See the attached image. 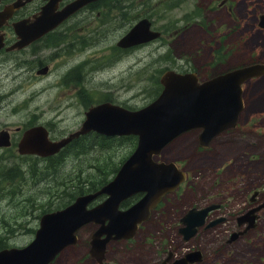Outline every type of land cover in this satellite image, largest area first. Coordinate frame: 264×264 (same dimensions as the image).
<instances>
[{
    "label": "rangeland",
    "instance_id": "rangeland-1",
    "mask_svg": "<svg viewBox=\"0 0 264 264\" xmlns=\"http://www.w3.org/2000/svg\"><path fill=\"white\" fill-rule=\"evenodd\" d=\"M114 5L117 8L111 13L108 9L105 11L107 22L96 21L92 27L91 41L95 43L85 56L56 67L59 59H55L53 53L69 58L66 54L70 50L68 43H61V46L42 49L36 56L29 57V65L34 69L21 68L15 62L0 68L3 76L0 82L5 81L0 85V93L5 88L11 90L5 103L0 105V121L10 124L8 127L12 130L17 125L22 128L44 125L51 138L57 140L76 130L85 118L84 112L97 103L110 101L129 109L147 105L159 94L161 86L156 90V81L167 69L196 71L203 80L234 67L264 61V28L258 25L259 16L264 14V0L107 1V6ZM144 17L161 32L159 39L141 47H131L130 52L114 58L118 55L114 49L116 41ZM33 50L32 47L28 52ZM84 57L87 58L85 90L83 87L79 90V86L73 84V77L65 74ZM38 60L50 65L47 75L35 74ZM80 80L78 77L77 81ZM18 83L23 88L13 92V86ZM248 94L261 98L262 104L250 105ZM244 96L236 143L218 145L230 140L229 135H222L211 151L199 154L196 132H193L177 137L163 148L159 160L176 161L194 174L187 184L166 196L134 238L111 241L107 262L156 264L169 252L180 258L185 252H193L189 249L199 248L203 260L198 264H264V214L255 230L231 242L229 230L233 225L228 223L202 235L199 232L189 241L178 234L176 225L187 208L202 204L206 194L222 195L216 202L228 198L229 177L245 179L247 176L250 189L259 182V175L264 176V144L259 148L249 145L250 141H264V132L247 130V135H241V131H246L243 128H250L249 125L243 127L246 118L259 117L264 109V77L247 83ZM129 137L117 139L108 149L99 145V137L88 141L86 152L65 148L61 164L58 157L21 156L16 151L0 149V249L27 245L34 237L43 212L55 211L62 208V204L73 201H70L72 197H64L65 190L87 188L90 181L101 178L96 169L98 165L104 166V161H109L119 167L135 148L136 136ZM3 169L16 172L17 176L5 178ZM113 176H107V182ZM213 186H217L215 192ZM140 196L134 194L127 198L120 208H128ZM105 198V194L98 195L88 207ZM211 200L207 198V202ZM232 212L227 211L228 214ZM97 227L94 223L82 226L77 231L78 242L66 248L57 259L61 263L56 264H98L87 252L90 236Z\"/></svg>",
    "mask_w": 264,
    "mask_h": 264
},
{
    "label": "water",
    "instance_id": "water-1",
    "mask_svg": "<svg viewBox=\"0 0 264 264\" xmlns=\"http://www.w3.org/2000/svg\"><path fill=\"white\" fill-rule=\"evenodd\" d=\"M92 1L95 0L69 3L54 13L50 25L45 22L39 25L29 40L53 29L68 15ZM43 11L45 13L47 8ZM258 25L264 28V14L259 16ZM159 36L160 32L153 29L151 21L144 17L136 21L116 45L129 48L156 40ZM41 71L45 72L46 68ZM263 74L264 64L260 63L235 68L204 81L199 80L196 72L168 69L159 79L160 94L144 107L132 110L110 101L92 105L85 111L80 127L57 140L50 139L49 131L43 125L26 129L18 144L22 155H54L74 139L92 131L106 136L134 135L137 144L115 176L99 190L79 195L67 206L44 214L34 238L26 246L1 249L0 264H49L63 249L76 243V232L90 222L98 227L91 234L89 254L101 263L110 241L134 237L139 225L150 217L161 198L186 181L187 173L174 162H157L154 157L177 136L196 128H202L200 145L208 146L214 136L236 124L243 109L242 83ZM9 143V133H0V146ZM137 193L142 196L135 203L125 210L119 208L122 201ZM101 194H106L107 198L88 208L87 205ZM206 213L207 209L191 208L182 217L186 224L183 228L186 239L204 223ZM236 237L234 234L230 241ZM199 260L200 251L197 250L173 264H190Z\"/></svg>",
    "mask_w": 264,
    "mask_h": 264
},
{
    "label": "flooded vegetation",
    "instance_id": "flooded-vegetation-1",
    "mask_svg": "<svg viewBox=\"0 0 264 264\" xmlns=\"http://www.w3.org/2000/svg\"><path fill=\"white\" fill-rule=\"evenodd\" d=\"M73 1L75 0H0V15H1L0 16V62H1L0 68L5 67V65L10 62H15L17 63L16 65L21 66V68H27V70L34 69V67H30L29 65L30 64L29 57L36 56L37 53L40 52L42 49L46 50V49L61 46V43H68L67 47L70 50L68 52L66 51V54L69 55V58L66 59L65 55L63 57L62 55L59 56L58 52L53 53L52 56L54 58L56 57L55 59H59V64L56 67L63 66L67 60L74 61L77 58H81L82 56H85L86 51L90 50L92 45L95 43V41H91L92 27L94 26V24H96L95 22L99 21L100 23H104V24L107 22V19H106L107 13L105 11L108 12L107 10L108 0H95V1L89 2L85 4L84 6L80 7L78 10L71 13L70 15H68L56 27L44 33L40 37H35L31 40L28 39L30 35L33 34L31 33L32 31L29 25L34 23V19L38 18V16L44 10V8H47V11L45 12L44 16L50 19L54 16L55 12L61 11L69 3ZM22 20H25L24 22L25 25H21V32L25 34V37L22 36L21 33L17 29L18 24H20V21ZM98 35H101V33H99ZM22 38L24 39L22 40ZM20 41L21 43L17 47H14ZM32 47L34 48V50L32 51V53H29L28 50ZM114 49L118 54L116 57L114 56V58L118 59L119 55L123 53H128L133 48L124 49V48H120L116 46L114 47ZM86 61H87V58L84 57L78 62V64H74L75 66H72V68H70L68 72H66L65 74V76L67 75L69 77H73L74 79L73 84L79 86V90L84 86V77L86 76V73H84V70L87 68V66H85V64H87ZM258 63L264 64V61H260ZM45 68H46V71L42 72L41 70ZM50 70L51 68L49 64H44L43 60H38V63L35 67V74L37 76L47 75L50 72ZM1 72H0V79H2L3 77L1 76ZM78 77L81 78L80 81H77ZM262 77H264V74L261 76H256L255 78L246 80L243 83L242 100H243L244 106H245V96H244L245 86L251 80H257ZM2 84L4 85L5 81H1L0 85ZM19 85L20 83L15 84L13 86L12 88L13 92L17 91L19 88H23V86H19ZM1 89L2 88H0V90ZM82 90H85L84 87L82 88ZM10 91L11 90L5 88L2 94L0 93V105L5 103V101L7 100V96L10 94ZM248 96H249L250 105L260 106L262 104L261 98L257 96H254L252 98L249 94ZM61 109H62V106L59 107L58 109L59 112L61 111ZM0 113H2V111H0ZM240 114L234 126L228 129H225L221 133L214 136L211 139L209 145L206 147L201 146L198 141V137L200 133L202 132V128L192 129V130L184 132L181 135L196 132V138H197L196 152L199 154H201V152L211 151L213 147L217 145L216 144L217 139L222 135H229L230 140L221 141V143H219L218 145L221 146V144L225 145L230 142L236 143L238 139L237 132H240L239 128L241 126L240 121H239ZM260 114L261 116L256 117V118H252V116H248L246 118V121L243 127H245L246 125H249L250 128L248 129L243 128V130H246V131H241V135H244V136L247 135V130H251V131L253 130L256 133L264 132V109L261 110ZM9 125L10 124L6 125L3 121H0V133L8 132L9 141H10L8 146H0V149L10 150V152L16 151L18 153L19 152L18 144L21 140V137L23 135L25 128L27 127L22 128V125H17L12 130L10 127H8ZM263 144H264L263 139H259L256 141H250L249 143L250 147L252 148L254 147L259 148ZM83 152H86V151H83ZM49 157L53 158L56 156L51 155ZM178 165L181 169H183L187 173V180L186 182L180 185V187L178 188L180 189L183 185L187 184L188 180L193 176L194 172L186 169L185 166H182V165L180 166V164ZM4 169H3V174L5 178L17 176L16 172H13L9 169L6 170L5 172ZM258 178H259V182H257L256 184L251 186L250 189H248L247 176L245 179L242 177L240 178L229 177L230 193L228 195V198H224L221 201L216 202L218 198L220 197L222 198V195L218 197H211L213 192H211L212 194H206L203 199L204 201L202 202L200 206L191 205L189 208H187L182 213V215L180 216L179 222L176 224L178 234L185 241H189L190 238L192 237L191 236L190 238H187V239L185 238L186 232H184L183 228L186 226V224L181 221L182 217L191 208H196L197 210L207 209V213L204 217V223L200 227L196 228L195 234L201 232V235H202L211 230L213 231L219 226H221L222 224H226V223H228L230 226L233 225L232 228L229 230V236H233L234 234H237V237L239 235L243 236L255 230L257 228L259 220L262 218V215L264 214V188H262V186L264 185L263 174L259 175ZM221 179L225 180L226 177H221ZM216 188L217 186L212 187L214 192ZM6 189L9 191V185L6 186ZM171 193L167 194L166 196L170 195ZM223 195H226V194H223ZM166 196L163 197L162 201L151 211V215L148 218V220L151 219L153 213L160 208L161 203L166 198ZM207 198L212 199V200L210 202H207ZM231 207L234 209H231ZM227 211L228 212L233 211V212L228 214ZM46 213L43 212L40 215L39 221H40V218ZM216 220L218 221L212 224ZM146 221L142 223L141 225H139V228L137 229L136 233L139 232V230L146 223ZM78 239L79 238H77L76 243L78 242ZM110 243L111 241L107 244L104 260L101 263L97 262L98 264H110V262H107L106 260L107 253H108L107 248ZM73 245H70V246H73ZM89 249H90V244H89ZM118 250H121V247H119ZM192 250L200 251V260L194 261L192 264L200 263L203 260L202 250H200L199 248L189 249V251H192ZM63 251H61L55 257V259L51 261L49 264L61 263V261H58L57 259ZM87 252H89L88 249H87ZM186 253L187 252H185L183 255H185ZM183 255L180 258L174 257L173 253L169 252L163 261H160L159 263H156V264H173L178 259L179 260L182 259L184 257Z\"/></svg>",
    "mask_w": 264,
    "mask_h": 264
},
{
    "label": "trees",
    "instance_id": "trees-1",
    "mask_svg": "<svg viewBox=\"0 0 264 264\" xmlns=\"http://www.w3.org/2000/svg\"><path fill=\"white\" fill-rule=\"evenodd\" d=\"M114 8H117V5L110 7V13L113 11L112 9H114ZM159 85H160V83H159V80L157 79L156 90L159 89ZM95 137L100 138L99 145L104 149H108L110 146H112L113 142L116 141L117 139L118 140H124V139H130L131 138L129 136L121 137V138H109V137L99 136L97 134H88V135L80 137L78 140H74L66 148L68 149V148L74 147L76 150H78V152L87 151L88 141L92 138H95ZM64 152H60L62 155L56 156V157L60 158L59 164H61V157L64 155L63 154ZM118 168L119 167H117V164H112L109 161L108 162L104 161V166L98 165L96 168L100 177H101L98 181H90L89 186L87 188H85L84 186H81V187H77V188L75 187L73 191L65 190L63 192L64 197L65 198L72 197V199L70 200V201H72L76 198V196H78L80 194H84L86 192H93V191L99 189L103 184H105L107 182V176L115 174L116 171L118 170ZM65 205H67V203L62 204L61 206L64 207Z\"/></svg>",
    "mask_w": 264,
    "mask_h": 264
},
{
    "label": "bare ground",
    "instance_id": "bare-ground-1",
    "mask_svg": "<svg viewBox=\"0 0 264 264\" xmlns=\"http://www.w3.org/2000/svg\"><path fill=\"white\" fill-rule=\"evenodd\" d=\"M62 13H63V12H62ZM62 13H61V15H62ZM44 15H45V13H44V11H42V12L40 13V15L38 16L39 18H35V19H34V23L29 25V27H30V29H31V31H32L31 33H33L32 35H30V37L33 36V35L36 33L37 27H38L39 25H41L43 22L47 23V25H50V23H51V22H50V19H51V18L48 19V18H46ZM0 16H1V15H0ZM54 16H55V15H54ZM54 16H53V17H54ZM53 17H52V18H53ZM24 22H25V20L20 21V24H18V28H17V29H18V31L21 33V35L25 37V34L21 32V25H25ZM20 33H19V34H20ZM30 37H29L28 39H30ZM23 39H24V38H22V40H23Z\"/></svg>",
    "mask_w": 264,
    "mask_h": 264
}]
</instances>
